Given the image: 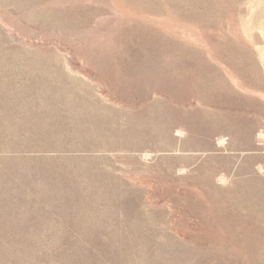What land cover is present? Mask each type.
<instances>
[{
	"label": "rangeland",
	"instance_id": "1",
	"mask_svg": "<svg viewBox=\"0 0 264 264\" xmlns=\"http://www.w3.org/2000/svg\"><path fill=\"white\" fill-rule=\"evenodd\" d=\"M0 264H264V0H0Z\"/></svg>",
	"mask_w": 264,
	"mask_h": 264
}]
</instances>
